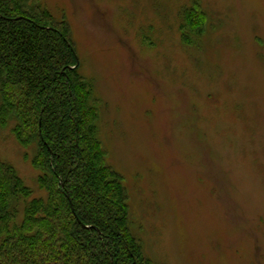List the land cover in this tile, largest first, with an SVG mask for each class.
<instances>
[{"label":"rangeland","instance_id":"obj_1","mask_svg":"<svg viewBox=\"0 0 264 264\" xmlns=\"http://www.w3.org/2000/svg\"><path fill=\"white\" fill-rule=\"evenodd\" d=\"M38 2L70 26L153 264H264V0ZM13 127L0 161L46 198Z\"/></svg>","mask_w":264,"mask_h":264},{"label":"trees","instance_id":"obj_2","mask_svg":"<svg viewBox=\"0 0 264 264\" xmlns=\"http://www.w3.org/2000/svg\"><path fill=\"white\" fill-rule=\"evenodd\" d=\"M79 69L66 19L38 0H0V127L14 122L17 142L34 149L47 193L32 198L0 161V264H153L132 229L124 179L106 163L97 100Z\"/></svg>","mask_w":264,"mask_h":264},{"label":"water","instance_id":"obj_3","mask_svg":"<svg viewBox=\"0 0 264 264\" xmlns=\"http://www.w3.org/2000/svg\"><path fill=\"white\" fill-rule=\"evenodd\" d=\"M85 228H89V227H85Z\"/></svg>","mask_w":264,"mask_h":264}]
</instances>
